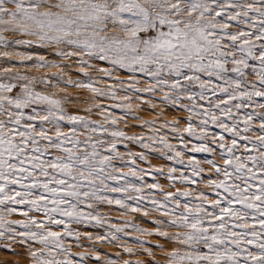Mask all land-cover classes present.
<instances>
[{
  "label": "snow or ice",
  "instance_id": "obj_1",
  "mask_svg": "<svg viewBox=\"0 0 264 264\" xmlns=\"http://www.w3.org/2000/svg\"><path fill=\"white\" fill-rule=\"evenodd\" d=\"M33 45L50 46L61 60L73 61L84 79L65 80L70 64L9 50ZM0 49L6 63L15 56L21 66L31 62L36 69L61 70L42 77L0 70V241L8 242L0 243V251L20 256L13 248L17 245L26 249L31 264H86L87 253L72 259V242L82 246V233L73 225L104 227L106 218L96 205L107 204L118 206L122 216L159 213L151 230L124 220L120 227L109 223L106 235L86 234L89 240L115 242L117 233L127 236L130 228L139 234L134 239L143 255L151 258L135 264H158L153 249L163 254V264H264V0H0ZM95 61L110 67H95ZM89 70L101 75L93 79ZM250 75L255 79L249 80ZM105 78L115 83L97 87ZM37 84L45 89L63 84L61 91L87 89L92 96L84 111L90 115L97 109L102 120L70 114L65 102L72 98L37 91ZM157 92L190 115L182 130L178 121L171 124L181 149L155 133L147 141L162 144L160 151L180 165H185V153L218 154L222 164L215 158L204 161L215 177L207 180L210 193L164 192L152 183L146 185L149 192L158 189L163 199L146 197L143 179L149 173L136 166L146 157L129 150L126 158L119 151L122 141L145 149L151 143L120 130L101 98L114 101L112 108L130 110L133 98L141 99L137 94ZM209 125L222 132L210 134ZM183 133L200 143L189 148ZM185 167L191 176L183 171L176 176L178 169L170 167L168 180L195 185L194 178L205 172L193 155ZM141 237L164 243L149 247ZM119 246L135 254L127 244ZM92 256L100 261L98 252ZM120 259L119 254L117 259L108 256L104 264H120Z\"/></svg>",
  "mask_w": 264,
  "mask_h": 264
},
{
  "label": "rangeland",
  "instance_id": "obj_2",
  "mask_svg": "<svg viewBox=\"0 0 264 264\" xmlns=\"http://www.w3.org/2000/svg\"><path fill=\"white\" fill-rule=\"evenodd\" d=\"M235 30V29H233ZM10 51H25V52H32L34 53L33 59L36 58L37 55L44 56L48 60H55L57 63L60 64H70V68L64 69V78L67 80L68 78L72 79H84L82 75L79 74V66L76 65L71 60H61L58 56L54 55L52 53V49L50 46H43V47H37L35 45L31 47L21 46L19 48L9 49ZM0 51H3V49H0ZM18 57L13 56L11 58L12 63H6L5 58L0 57V70H3L4 68H11L13 72H21L26 73L31 76L36 77H42V76H51L52 73H60V69L52 68V69H36L30 66L31 62H27L25 66H21L16 61L18 60ZM15 64V66H13ZM95 67H104L108 68L110 67L106 62L102 61H95L94 62ZM228 67H231L229 65ZM250 71V70H249ZM90 75L93 77V79H97L101 74L96 73L93 70H89ZM117 76L121 79L127 78V73L124 72H118L116 73ZM233 79H235V74L230 73ZM146 79V78H144ZM202 79H207V77H202ZM249 80L255 79L254 76H249ZM214 83H221L220 81H215V78H213ZM114 80H107L105 78L104 81L98 82L97 87L100 88H106L108 84H114ZM141 86H144L143 80L141 82ZM37 91L46 92L50 95H55L57 97H64L68 96L73 99L74 102L68 103L65 102V109L70 114H80V115H88L90 119L95 121L102 120V117L99 115V112L97 109H93V112L89 115L84 111L89 104L91 103V96L92 94L87 89H79V88H73V87H67L65 91H61L60 89L65 88V85L61 84L59 88H47L45 89L43 85L37 84L36 86ZM118 95H124L123 92H119V89H117ZM198 91V89H197ZM141 97V99L133 98L132 100V108L129 109H120V108H112L111 105L114 103V101L106 100L101 98V102L109 107V110L112 112L113 115H115L119 123L117 127L120 130H123L128 136H143L145 137L146 142L147 138L149 136H152L153 133H155L158 136H166L171 144L176 146L178 149L182 148V145L180 144V141L176 139L177 133H174L171 128V124L175 122H179V128L182 130L187 126V120L189 117V113L185 111L180 105H173L170 101L164 102L162 99V94L160 92H157L155 96H152L150 93H140L137 94ZM216 99L215 97L213 98ZM182 103H187L186 100L182 101ZM205 104V107L208 106L207 102H202ZM154 105V107H153ZM35 107V105H34ZM250 110V109H249ZM26 111L30 112L31 109H26ZM257 111H261L260 109H257ZM127 113V114H126ZM243 113H241L242 117ZM138 116L140 119H135L134 117ZM154 121V124L152 127H148L146 125H143V121ZM194 126L199 125V119L195 116L192 117ZM169 124V127H163L165 123ZM258 123V122H257ZM65 131H67V125H65ZM222 132L221 129L209 125V133H216L220 134ZM227 135L226 133H224ZM251 134V133H250ZM185 137V142H188L189 140L191 143L189 144V148L192 144H198L200 141L195 140L193 138H190L187 136V133H183ZM96 138V137H94ZM81 140L85 139L84 136L80 137ZM151 143V142H149ZM127 145V147H125ZM119 151L122 155H125L127 158V152L130 150L134 153L140 154L143 153L146 157L145 161H136L137 169H144L145 173H149L147 175H144L143 184L145 185L143 194L147 197L150 194L154 195L155 199L162 200L163 195L161 194L160 190L158 189H152L151 193L149 192V189L146 187L148 184L152 183H159L161 188L164 192L169 191H175L176 188H179L181 191L183 190H189L195 192L197 189L203 190L205 192L210 193L211 190L206 187L207 180L209 176H213L212 171L210 170V166L206 163H204L205 160L215 158L218 163L222 164L223 162L219 159V155L212 156L208 153H185L183 156V159L185 161V165L187 164L189 155L195 156V158L200 162L201 167L205 169V172L202 174V177H195L194 179L197 180V183L195 185H186V184H180L178 181L176 182H170L167 178V172L170 167H175L178 169L176 176L180 175V172L183 171L185 175L191 176V169L185 167V165L177 164L174 160H168L166 156L160 151L161 148H163L162 144L159 143H151V147L148 149L142 148L139 144L135 143L134 141H122L119 145ZM168 155H172V153H168ZM118 166L120 165L119 161H114ZM155 169H162L163 175H160L155 171ZM124 172L128 171L127 167L123 168ZM142 174V173H138ZM213 178H215L213 176ZM129 180H131L133 183L141 184V181L137 180L135 177H129ZM201 179L203 182L201 183ZM113 196H119L121 194L115 193L111 194ZM210 198H212L210 196ZM129 203H133V201H129ZM149 210L151 209V205L148 203L147 200L143 201ZM97 211H99L100 215L102 217L106 218V223L104 227H99L95 225H73L74 228H77L81 233L80 238V245L82 246H76L75 242L73 241L71 244V251L73 253L72 259L74 261H79V256L76 255L77 253H87L88 259L86 264H104L105 259L108 256H111L113 259H117V254L121 257L120 264H122L123 260H131L133 261V264H135L136 260H150V257H147L143 255L142 249H139V246L137 245L134 237L139 236L138 233L132 231L130 228L126 229L128 232V235L125 236L123 234L117 233L118 236H120V239L112 242V241H97L95 239L89 240L87 238L86 234H91L93 237L97 235H106L108 231V224H113L117 227L122 226L124 220H131L137 224H140L141 227L148 228L149 230L154 228V225L151 223V220L155 219L157 216H159V213H151L148 217H142V213H129L126 215H121V210L116 205H107V204H100L96 205ZM19 216H12L10 219H20ZM59 230V229H54ZM170 233L175 231L174 229L168 230ZM141 239L149 241V244L147 246L151 247L152 245L156 243H164L163 241L158 240L156 237H141ZM0 243H8L7 241H0ZM127 244L128 246L132 247L135 251V254L129 256L123 252L122 247L119 245ZM66 246H68V242L66 241ZM168 250H171L172 245L166 244L165 245ZM13 248L16 252L20 253V256H15L11 253L0 251V260H6V261H19L20 264H31V262L26 259V249L23 247L13 245ZM153 251L156 254V260L158 264H163V254L160 253L158 250L153 249ZM98 252L100 254V261H97L93 256L92 253ZM83 264V262H81Z\"/></svg>",
  "mask_w": 264,
  "mask_h": 264
}]
</instances>
